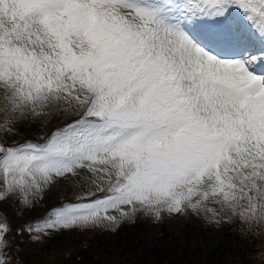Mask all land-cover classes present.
Wrapping results in <instances>:
<instances>
[{"label":"snow or ice","instance_id":"obj_1","mask_svg":"<svg viewBox=\"0 0 264 264\" xmlns=\"http://www.w3.org/2000/svg\"><path fill=\"white\" fill-rule=\"evenodd\" d=\"M61 185L74 198L16 234L264 227V0H0V205ZM12 232L0 211V264Z\"/></svg>","mask_w":264,"mask_h":264},{"label":"rangeland","instance_id":"obj_2","mask_svg":"<svg viewBox=\"0 0 264 264\" xmlns=\"http://www.w3.org/2000/svg\"><path fill=\"white\" fill-rule=\"evenodd\" d=\"M54 118L43 126L24 123L7 143L36 141L57 126ZM73 188L58 186L30 209L15 202L0 205L11 223V264H264V227L241 232L237 225L217 227L202 218L173 216L155 222L139 215L134 222H122L115 232L109 227L91 231H62L33 241L35 233L16 234L21 225L45 217L53 205L74 198Z\"/></svg>","mask_w":264,"mask_h":264}]
</instances>
